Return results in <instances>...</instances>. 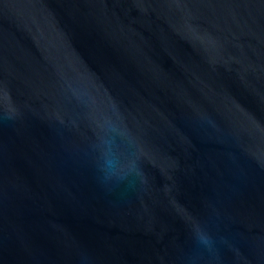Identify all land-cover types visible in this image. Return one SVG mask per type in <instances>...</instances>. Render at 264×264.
<instances>
[{
    "label": "water",
    "instance_id": "95a60500",
    "mask_svg": "<svg viewBox=\"0 0 264 264\" xmlns=\"http://www.w3.org/2000/svg\"><path fill=\"white\" fill-rule=\"evenodd\" d=\"M0 264H264V0H0Z\"/></svg>",
    "mask_w": 264,
    "mask_h": 264
}]
</instances>
